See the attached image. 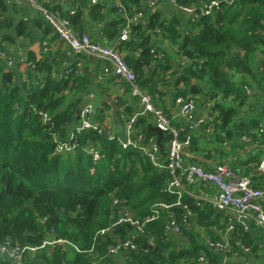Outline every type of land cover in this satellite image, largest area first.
Returning <instances> with one entry per match:
<instances>
[{
  "label": "trees",
  "instance_id": "trees-1",
  "mask_svg": "<svg viewBox=\"0 0 264 264\" xmlns=\"http://www.w3.org/2000/svg\"><path fill=\"white\" fill-rule=\"evenodd\" d=\"M121 1L129 15L144 14L147 0ZM209 1L174 0L175 12L169 20L150 13L145 24L141 20L131 24V38L125 41L118 39L125 21L116 7L113 11L117 17L107 22L99 3L85 2L86 16L79 7L73 9L72 14L69 10L60 16L67 17L71 28L79 33L86 21L105 22L102 33L106 40H117L115 47L127 50L123 58L135 73L137 86L150 95L154 106L162 108L170 119L164 103L170 93L173 101L180 95L189 96L195 102L204 97L212 108L200 132L209 129L220 142L241 141L240 137L246 135L264 145V129L256 131L264 124V105L257 108L247 105L251 96L245 90V87L252 88L246 76L256 78V66L264 67V0H219L220 7L211 13L194 20L188 17L189 30L184 32V14L177 6L192 5L199 10L201 4ZM3 9L0 0V12ZM39 17L45 22L41 15ZM11 26V20L0 13V31ZM24 31L25 24L20 23L16 33ZM10 38V35L3 36L0 45L12 41ZM156 39L165 40L168 48L159 47ZM44 65L37 64L35 72L27 70L19 84L13 80L12 71L0 75V244L10 241L20 246L39 245L53 235L77 244L80 251L72 252L59 245L47 246L26 253L21 264H110L113 255L107 252L108 245L133 229L129 224H121L111 234L97 235L98 230L109 226L118 215L120 207L112 203L118 199L140 219L156 204L169 206L160 208L159 216L144 225V234L136 235L137 247L126 253L129 258L123 264H202L200 257L205 264H233L223 263L221 256L238 252L237 245L231 243L230 250L221 251L220 256L216 250L208 248L193 229V223L205 229L216 226L223 211L194 200L187 193L178 197L176 193L166 192L164 188L170 176L147 154L121 148L116 140L108 139L102 129L76 133L73 152L62 153L56 149L57 142L67 140L79 121L75 108L88 82L74 72L56 81L50 76L51 67ZM236 73L243 78L235 80ZM260 74L264 80L261 71ZM121 83L124 93L131 95L130 86ZM257 86L256 92L264 91V82ZM132 99L139 103L137 96ZM242 107H247L248 111H243L245 115L239 114ZM134 110L126 105L125 110L116 115L117 121L125 123ZM96 115L101 117L99 113ZM149 115L138 116L133 124L146 144L155 141L156 135L148 128ZM174 126L180 131V139L191 134L188 148L193 150L199 131L192 133L185 122ZM169 138L168 134L160 138L159 153L163 158ZM91 146L103 155L100 159L95 160L88 154ZM256 149L260 157L262 147ZM259 157L255 160L257 165ZM183 205L188 207L189 213ZM172 218L181 227L180 234L189 240L180 248L165 230ZM234 226L235 239H240L251 254L257 252L260 244L252 240L251 233L237 223ZM257 230L260 242L264 234L261 229ZM209 237L208 241L219 240L211 229ZM0 264L15 263L0 255Z\"/></svg>",
  "mask_w": 264,
  "mask_h": 264
},
{
  "label": "built area",
  "instance_id": "built-area-1",
  "mask_svg": "<svg viewBox=\"0 0 264 264\" xmlns=\"http://www.w3.org/2000/svg\"><path fill=\"white\" fill-rule=\"evenodd\" d=\"M30 4L39 12L44 21L51 27L55 35L74 53L79 55H86L101 59L104 61L103 73L111 74L122 82L130 86L131 95L137 96L139 99L140 111L125 121L124 138L121 139L116 133H113L107 127H100L94 125L88 119L92 112L91 105L86 106L80 113L79 121L74 127L67 140L58 141L56 149L62 153L73 152L76 147L75 134L85 129H96L97 131L104 130L108 139L116 140L123 149L132 148L147 154L150 160L159 168H163L170 176V180L166 183L164 190L168 193H176L178 197L185 192L183 183L195 184L201 183L204 187L213 186L215 194L211 198H206L212 207L220 211H229L237 217V221L247 228V221L252 222L256 228L263 231L264 234V145H261L257 140H252L250 137L243 135L240 140L250 144L253 148L262 147L260 160L257 165L258 170L263 178L259 185H255L253 181L246 175L240 174L232 170L231 166L226 160H219L211 169L204 168L195 162H191L189 154V145L191 142V134L185 135L184 139H180V131L172 123L168 115L162 108H157L152 102L150 95L146 94L136 84V75L132 69L128 67L124 61L123 55L120 51L112 45L100 43L92 40L87 34H77L70 26L69 19L60 16L58 13L50 10L40 0H28ZM115 3L117 12L124 18V24L121 27L119 40L125 41L131 38V24L141 18V13L137 12L134 15H129L127 9L124 7L121 0H112ZM156 0H147V4L152 5ZM174 5V0H170ZM232 1V0H229ZM93 3L95 0L92 1ZM219 0H210L208 3H203L200 9L197 10L192 5L177 6V10L191 18L197 19L202 14H209L214 8H219ZM175 7V6H174ZM74 10H70L72 14ZM260 71L264 76V67H260ZM246 93L249 96L255 94L254 89L245 87ZM174 109L176 115L183 119L187 124L188 129L194 133L199 131L201 125L206 122L208 118L196 117V102L189 96H177L174 99ZM150 113L154 119V125L163 134L170 135L166 157L163 163L159 162V145L155 141L143 143L144 137L141 133H137L134 129L135 119L143 114ZM45 116V115H44ZM124 119L123 116H121ZM260 127V128H259ZM258 132L264 129V124L259 125ZM206 134L210 133L206 129ZM211 134V133H210ZM225 144V141H223ZM88 154H91L93 159L98 160L103 155L99 150L93 146L88 148ZM187 158V159H186ZM189 159V160H188ZM205 198V197H204ZM113 205L120 207V211L112 223L98 230L97 235L103 236L107 233H112L115 227L121 224H129L133 229L123 238H118L115 243L108 245L107 252L110 255H115L120 252L127 253L137 247L135 242L136 235L144 234V225L155 220L159 216L160 208H168L166 204H156L152 211L143 219L138 218L132 214L125 206L123 201L118 199L113 200ZM180 203V202H178ZM189 213L188 207L183 205ZM230 228L233 225L229 226ZM181 227L175 222L174 218L169 220L165 225L167 234L180 233ZM208 248L219 251H229L231 248L227 240L208 241ZM55 245L68 247L73 252H79L80 248L77 244L65 239L56 238L53 235L48 236L39 245H25L12 244L10 241H4L0 244V255L6 259L11 260L15 264H21L22 259L26 253H34L44 247H53ZM243 249H246L243 247ZM201 263L205 264L202 257L199 258Z\"/></svg>",
  "mask_w": 264,
  "mask_h": 264
},
{
  "label": "crops",
  "instance_id": "crops-1",
  "mask_svg": "<svg viewBox=\"0 0 264 264\" xmlns=\"http://www.w3.org/2000/svg\"><path fill=\"white\" fill-rule=\"evenodd\" d=\"M40 1L45 5H48L50 9L54 10L59 15L66 14L69 10L79 7L84 11V16H86L87 11L86 7L84 6L85 2L88 4H101L103 6L102 11L107 17L105 22L114 19L118 15L113 11L115 3L112 0H95L94 3L92 2L93 0ZM1 3L4 5V9L0 13L11 20L12 26L8 30L0 31V39L5 35H10V39H12V41L1 42L0 75L1 73L12 71L14 72L13 80L19 84L25 79L27 70L35 72L36 65L39 63H44V66L51 67L50 76L56 81L66 77L69 72H74L76 76L81 78L84 77L88 84L86 91L80 93L82 100H98L97 108L93 112L91 120L92 123L94 125H99L100 127L109 128V130H111L113 133H116L119 138L123 139L125 123L121 124L118 122L116 115L118 113H122L125 110L126 105L129 104L135 109L134 113L131 115L132 117L140 111V105L139 103H136L137 101L132 99L131 95L124 93L120 79L111 74L103 73V66L105 64L104 61L86 55L74 54L58 38V36L55 35L51 27L40 19L39 12L36 11V9L32 6V4L29 3L28 0H1ZM174 10L175 7L170 0H156L152 5L146 4V6H143L144 14L141 15L139 20L145 24V21L150 13L158 14L162 20H169L174 14ZM187 19L188 17L183 15L182 30L184 32L189 30ZM105 22L97 24L86 21L83 31L80 33L76 31L75 32L77 34L85 33L96 42H104L108 45L115 46L117 40H112L109 42L102 33V27ZM20 23L25 24V31L24 33L18 34L16 33V27ZM157 45L164 49L168 48L165 40H157ZM116 48L122 55H124V53L126 54L127 52L125 48ZM260 67L261 66L257 68L256 66V78H253L252 76H246L252 83L251 87L256 93L253 95V97L248 99L247 105L252 104L256 108L264 105V91L262 92L261 90H258L256 92L258 89L257 85L261 82H264V80H261L260 77ZM234 78H237L235 80H238L243 78V76L236 73ZM42 81L43 80H40V83H42ZM110 102H114L119 109L123 108V111H117L116 113H113L112 107L109 105ZM164 103L167 106L166 109L171 115L170 120L173 125L185 122L176 115L171 93L169 94V97H166ZM226 103L229 104V101ZM247 107H242L239 114L245 115L246 112L243 114V111H248ZM99 108H102V112L99 110ZM211 108V102L206 101V99L202 97L201 100L196 102L195 116L208 118ZM97 113H99L101 117L98 118L96 115ZM148 125L150 127L155 126L154 119L151 114L148 116ZM73 127L74 124L72 125V128ZM196 136L198 139L196 141L195 147L193 150L189 148V154L191 156L189 159L191 162L195 161V163L199 164L200 166L211 169L219 160L224 159L229 163L232 170L248 176L255 184L260 182L263 176L258 170L257 164L255 162V160L259 157L256 148H253L250 144L239 140H226L224 144L223 142L216 140L215 133L206 134L199 131ZM156 139L157 135H155V142ZM164 159L165 157L163 158V155L159 153V162L163 163ZM183 188L185 190L184 193H187V195L194 200L205 202L209 205L211 204L206 201V198L213 197L216 191L213 186L204 187L201 183L190 185L184 182ZM262 206L264 208V202H262ZM235 223L239 224V226L243 228L233 213L229 211H223L217 219L216 226L212 225L210 229L214 235L219 237V240H227L230 244L234 243L237 245L239 253L233 251L228 257H226L225 255L221 256V251L216 249L213 250H216V253L221 256L223 263L231 262L233 264H264V239H260L259 242L258 237L260 236H257L258 230L256 226L252 222L247 221V228H243V230H248L251 233V235L254 237L252 240L260 244V249L254 254H251L247 248L243 249L242 241L240 239H235ZM230 225H233V227L230 228ZM193 229L196 233H198L200 240L206 244L210 239V229L200 228L196 226L195 223H193ZM168 235L174 240V243L178 248L185 246V244H187L189 241L188 237L180 233ZM127 258L129 257L126 253L124 254L120 252L112 256V261L110 264H123L124 260Z\"/></svg>",
  "mask_w": 264,
  "mask_h": 264
},
{
  "label": "water",
  "instance_id": "water-1",
  "mask_svg": "<svg viewBox=\"0 0 264 264\" xmlns=\"http://www.w3.org/2000/svg\"><path fill=\"white\" fill-rule=\"evenodd\" d=\"M88 105H91L92 108V112L89 115V120H92V116H93V112L95 111V109L97 108L98 105V100L97 99H83L75 108V114L77 117H79L81 111ZM109 105L112 107L113 113H116L117 111H123V108H118V106L114 103V102H110ZM99 110L102 112V108H99ZM150 131L156 133L157 135V139H156V143L159 144L160 143V138L162 136V132L160 131V129H158L157 127H148Z\"/></svg>",
  "mask_w": 264,
  "mask_h": 264
}]
</instances>
